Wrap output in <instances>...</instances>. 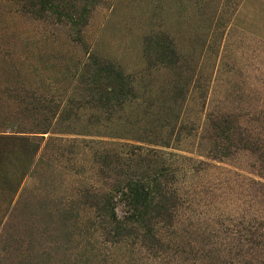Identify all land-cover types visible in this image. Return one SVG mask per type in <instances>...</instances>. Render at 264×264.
Masks as SVG:
<instances>
[{"label":"rangeland","instance_id":"1","mask_svg":"<svg viewBox=\"0 0 264 264\" xmlns=\"http://www.w3.org/2000/svg\"><path fill=\"white\" fill-rule=\"evenodd\" d=\"M51 3L0 0V264L240 259L236 231L264 220V164L222 151L212 121L233 113L264 144V0ZM129 144L158 152L98 162ZM161 166L177 198L157 219L159 243L87 231L93 200L61 216L94 188L121 219L114 185Z\"/></svg>","mask_w":264,"mask_h":264},{"label":"trees","instance_id":"2","mask_svg":"<svg viewBox=\"0 0 264 264\" xmlns=\"http://www.w3.org/2000/svg\"><path fill=\"white\" fill-rule=\"evenodd\" d=\"M38 4L40 6L52 5L51 0H38ZM106 92L113 95L115 89L110 88ZM237 121V116L233 113L217 117L212 121L214 138L219 143L223 142L225 144L221 147L222 151L237 148L238 146L243 149H250L256 153L258 161L261 162L262 166L264 164V144L262 140L254 139L246 128L238 125ZM46 129L43 128V130L36 132H44ZM126 146L131 148L126 152L117 150H103L99 152L97 154L98 162L105 164L110 159L113 162H122L128 166L132 164L134 158H141L142 151L147 152L148 155L158 152L154 148H145L134 144ZM152 169L146 170L143 176L132 173L125 180L118 181V184L114 185L113 190L118 189L128 203V214L124 215L121 219L115 217L112 207L110 208L109 203L112 199L110 192L101 193L98 189L94 188H91L92 190L89 191L80 192L78 198L70 200L68 207L66 209L63 208L61 216L67 220V214H71L76 209L75 206L82 205L79 198L85 201L93 200L94 203L88 204V207L90 209L94 208L95 218L85 225L87 231L112 233V238L109 241L117 244L125 238L136 239L139 242L141 241L140 243L149 238L150 241L159 243V239L156 238L159 234V228H156L157 219L164 217L162 215L168 216L166 214L168 206H173L171 203L173 200H176L177 193L172 185V172L168 167L161 166L157 170ZM153 219H155L154 222ZM70 226L80 229L75 227H80V224H76V222ZM236 233L238 238L237 244H239L240 249L244 246L247 249L243 254L239 249L241 258L232 260L229 264H264V220H259L254 224L250 223L243 230L236 231ZM252 252H257V255L260 256L254 254L253 258H249ZM246 254V257L243 256Z\"/></svg>","mask_w":264,"mask_h":264}]
</instances>
